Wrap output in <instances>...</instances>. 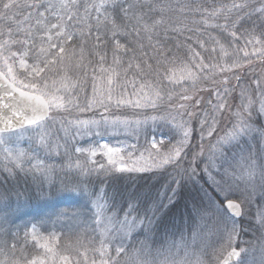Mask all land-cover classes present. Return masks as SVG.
<instances>
[{
	"label": "trees",
	"instance_id": "obj_1",
	"mask_svg": "<svg viewBox=\"0 0 264 264\" xmlns=\"http://www.w3.org/2000/svg\"><path fill=\"white\" fill-rule=\"evenodd\" d=\"M176 2L177 0H172V3ZM191 2L202 6L203 16L194 13L179 17V22L173 20L172 23L157 27L155 31L145 28V25H151V20H146L136 27V31L141 33L140 36L132 31L133 24L128 25V31L132 34L126 37L117 35L113 38L111 30L104 36L103 32L97 33L93 28L92 36H103L102 43L91 39L83 54L79 42L69 44V60L66 61L69 67L55 65L51 71L42 75L59 87L63 95L65 84L76 89L72 96L78 100L81 107L94 97V79L99 91L109 77L113 81L115 92L121 91L119 85L124 80H135L138 89L142 83L149 85L145 89L149 92L150 88L151 94L163 89V97H166L165 92H172L177 98L185 88L189 89L185 94L204 93L207 99L203 101L202 110L195 114L192 120H186V116L183 120L180 119L190 131L179 160L190 158L200 144L196 141V132H200L203 124L209 128L213 123L212 117H204L206 112L203 110L206 111L213 103H223L229 97L232 99L233 108L238 106L244 109L248 101L242 96V91H245L249 100L254 101L252 107H248V121H251L248 132L244 131L240 136L234 137L229 146L221 145V151L216 153L214 162L204 161L202 156L194 165L182 161V170H179V164L172 163L150 171H119L111 168L112 166L99 156L95 164H90L86 162V156L74 151L76 145L82 143L77 138L71 140L72 143L62 138L63 142L58 143L60 147L56 154L45 146L36 144L25 150V157L18 159L17 153H14L15 156L0 158V239H6L9 247L16 245V259H19L21 254L27 255L29 259L42 256L43 248L30 234L31 228L34 227L52 239V250L60 255L67 254L66 247L80 238L85 242V248L80 251L83 253L88 249L89 259H99L98 254L94 255L91 248L100 249L102 243L108 244L113 256L115 252L112 249L121 246L129 250L137 249L138 258L147 259L146 261L169 258L181 244L183 248L198 246L199 257L214 264L212 259L216 255L215 251L223 243L231 225V217H228L223 208L225 199H235L242 203V217L231 219L239 223L237 229L244 238L250 241L258 240L260 229L256 217L264 211V112L259 110L261 96L253 83L257 80L258 65H264V58L252 56L250 63L241 60L240 68H234L227 73L230 81L228 84L222 83L224 77L220 76L219 68L214 74L215 83L199 81V77L207 75L199 67L201 63L205 67L211 64L228 67L231 64L228 58H234L236 49H241L239 55L243 56L244 51L252 52V46H246L243 37L233 40L230 35L232 29L225 32L212 26L224 24L223 18L202 23V19H207L213 8L222 3L230 5L233 0ZM252 2L256 3L257 0ZM108 7V15L114 17L111 7ZM24 15H27V12ZM80 15H84L83 9ZM96 15L92 12L93 18ZM18 19L23 20V16ZM254 20L255 13L251 18H245L237 35L240 36L244 29H251ZM52 23L56 21L52 20ZM89 23L94 24V19L81 23L77 30L82 29L87 33ZM5 26L6 22L0 21V28ZM11 26L15 29L16 24L12 23ZM22 27L27 28L28 25ZM254 35L259 37V32ZM210 37L214 38L215 42ZM20 38H23V35ZM97 43L99 47L93 48L92 45ZM161 45L164 46L163 51L169 59L174 60L173 63L164 62L163 66L157 65L156 61L160 59L157 53L161 51ZM193 52L199 53L202 59L193 58ZM101 55L105 57L104 61H100ZM28 63H33L30 57ZM129 63L141 64L143 79L141 75H137L135 67L125 75ZM148 65H152L153 69L159 67L160 76H155V73L147 75ZM189 73L198 78L195 90L190 87L193 83L191 80L184 82ZM236 77H239V80ZM130 85L132 84L127 86L128 90L131 89ZM69 110L71 113L79 111L76 108ZM71 117L77 119L74 115ZM180 121L167 118L165 121L154 122L142 130L140 128L139 136L133 132V138L142 142L144 138L147 140L149 135L158 133L157 135L169 137L166 143H180L185 139V127L180 126ZM64 123H61V126L56 125V120L51 121L48 118L35 130L46 134L50 133L51 129L55 130L56 135L54 133L44 142L54 144L56 139H60L57 137H60V127ZM88 141L90 140L85 143ZM39 161L44 162L40 168L51 167L55 170L54 174L46 173V178L44 172L36 170L33 165H37ZM69 163L73 165L72 169L67 168ZM77 163L91 169L81 172L75 168ZM101 164L106 166L103 170L98 168ZM246 191L244 199L243 194L245 195ZM247 199L251 200L249 204ZM247 206L249 210L246 209ZM129 222L134 226L138 225V228L128 237L125 230ZM101 233L105 234L104 239ZM193 240L196 241L195 244H192ZM181 249L180 247L179 251ZM243 263H246V259Z\"/></svg>",
	"mask_w": 264,
	"mask_h": 264
},
{
	"label": "snow or ice",
	"instance_id": "obj_2",
	"mask_svg": "<svg viewBox=\"0 0 264 264\" xmlns=\"http://www.w3.org/2000/svg\"><path fill=\"white\" fill-rule=\"evenodd\" d=\"M111 7L114 17L108 15L109 7ZM83 9L84 15H80V11ZM201 5H195L191 0H177L176 3H172V0H98V2H93V0H0V21H5L6 26L0 28V109L8 110L11 115L5 116L3 112H0V122L5 126L0 127V144H3L2 134L13 129V124L17 127L23 128L25 126H41L42 122L46 120L49 112L55 108H64L69 110L71 108H76L80 111L88 109L91 107V103L86 102L83 107L79 104L78 100L73 99L72 92L77 91L74 88H69L68 85H63V91L65 95L54 94L50 86L45 79V74L52 70L55 65H60L64 68H68L69 64L66 61L69 60V44H76L79 42L80 51L83 54L85 48L89 46L91 39H95L97 42H103V36L96 35L92 36L93 28L97 33H104V36L108 34L111 30L112 37L115 38L117 35L128 36L132 33L128 31V25L133 24V29L137 36L141 33L136 31V27L140 26L142 22L146 20H151V25H145L148 31H155V29L161 25L172 23L173 20L179 22V17H186L190 14H201ZM205 12L207 10H204ZM27 12V15L24 13ZM92 12L97 15L93 18ZM255 13V20L252 23L251 29H244L240 36L237 33L242 27V21L245 18H251L252 14ZM23 16V20H19L18 17ZM159 17V19H156ZM223 18L224 24L212 25L214 28H220L227 32H230L233 40H239L241 37L245 39V45L252 46V52H243V56L239 55L241 49L235 50V55L229 57L231 64L228 67H222L218 64H211L207 67L201 63L200 68L203 69L204 73L207 75H202L199 77V81H213L215 83V73L216 69L219 68V74L224 77L222 83L228 84L229 77L227 73L232 69H238L241 67L240 61H249L252 56L264 58V0H257L253 3L252 0H240V2H233L229 4H220L218 7L213 8L210 14L207 15V19H202V23H208V21L216 19L219 20ZM94 24L89 23L88 31L85 33L82 29L77 30L79 25L86 21H93ZM55 20L56 23H52ZM34 22V23H33ZM119 22V23H118ZM134 22V23H133ZM12 23L16 24L15 29L11 26ZM195 23V21H193ZM28 25L27 28L22 27V25ZM259 25V26H257ZM175 30V29H174ZM192 31V29H189ZM259 32V37L255 36V32ZM203 33H201L202 35ZM23 35V38H20ZM248 37H252L248 39ZM151 39V37H149ZM210 39L214 38L210 37ZM215 42V41H214ZM99 43L92 45L93 48L99 47ZM199 44L200 41H197ZM202 46V45H201ZM118 47H122L118 45ZM142 47V45H141ZM163 45H161V51L157 53L160 59H157L156 63L158 66H163L164 62L173 63L174 60H170L169 56L163 51ZM16 49L15 51L13 49ZM127 51V50H126ZM74 54V50H73ZM98 54V53H97ZM193 58L202 59L199 53L193 52ZM32 59V64L28 63V58ZM105 57L100 56V61H104ZM17 62L19 68H17ZM135 67L137 69V75H141L143 79V74L141 70V64L137 63L133 65L128 64L127 71H131ZM195 67V65H194ZM147 75L160 76L159 67L156 69L152 68V65L147 66ZM19 69H24V72H20ZM106 71V70H105ZM167 71V69H165ZM155 78V77H154ZM239 80V77H236ZM191 80V89L195 90L196 83L199 82L197 76L192 73L188 74V77L184 80L185 83ZM27 81V82H25ZM169 82L173 81L169 78ZM83 83V82H82ZM131 83L134 91L131 95L136 96V81L124 80L123 83L119 85L121 89L120 96L115 99V106L117 108H131L133 110L142 108H152L158 111V106L156 101L152 99L151 89L149 92H144L146 87L149 85L142 83L139 87V98L131 99L124 98L123 92L127 89L128 84ZM113 81L109 77L104 81V86L99 89L96 87V81H93V94L95 97L94 103L104 108L105 112H108L110 107H112V102L114 99L115 89L113 88ZM219 87V85H217ZM256 89L259 90L261 100H260V111L264 112V81L257 80ZM61 89H57L60 91ZM161 91H155V97L163 101L164 97L161 96ZM189 89L185 88L179 94V97L184 101L191 100V97L185 95ZM225 94H227V89H225ZM168 97V104L171 107L173 104V93L165 92ZM242 96L248 101V107H252L254 101L248 99L245 91H242ZM218 100L219 92H217ZM199 104L200 101L195 102ZM211 103V102H209ZM226 107L223 103H216L214 105L215 109H220ZM179 109H184L180 112ZM179 109H176L177 114L183 119L187 116L189 119L193 118L194 113L187 111L186 104H180ZM244 109L236 113L237 116L243 115ZM71 115V111H68ZM156 119V117H151ZM162 119L164 117H161ZM102 120L107 121V117L102 116ZM148 119V117H145ZM215 122V121H213ZM82 124H97L98 121H79ZM137 123L139 121L137 120ZM187 123V121H185ZM201 123H207V121H201ZM211 127V126H210ZM248 127V126H247ZM211 129L209 135L212 134ZM189 131L185 130L184 137L179 145L180 147L173 146L167 152H161L160 148H168V145L164 144L160 140L153 139L150 141L151 149L155 150V156L152 160V167L159 166L160 164L168 163L173 158H179L181 156V151L186 145V140L189 135ZM240 132L245 131V127L239 129ZM45 132H40V143L45 146L50 151L58 152L60 145L58 143H44ZM51 135V133H47ZM107 151L103 153L107 159L108 164L111 168L124 170H143L145 167H128L124 162V157L119 156L118 159L114 158L120 153L119 148H111L107 144L103 146ZM67 148V144L65 145ZM75 152L83 153L86 150L83 148H75ZM5 152L8 157H12V152L5 148ZM93 155L95 153L93 152ZM27 156L26 152H19L17 158ZM131 160L132 154H128ZM43 161H39L37 165H33L36 170L46 171L47 175L54 174V169L49 167L48 169L40 168L43 165ZM95 164V162H93ZM135 164V161H133ZM117 166H119L117 168ZM106 166L101 164L99 169L103 170ZM67 168L72 169L73 165L69 163ZM76 169L81 172L88 171L89 167L77 163L75 165ZM97 168V167H92ZM228 207L231 208L236 215H240L239 207L240 205L233 203L231 199H228ZM260 221L264 224V211L260 214ZM235 230L227 235V244L231 246L233 242V233ZM27 233H25V238ZM35 239V237H33ZM41 247L47 248V245H42ZM81 248H85L84 240L77 238L74 243L69 244L65 251L67 254L60 255L53 253L51 260L52 264H145L143 260L138 259V253L135 250H129L121 246H116L112 249L115 252V256L111 254L108 244H101L100 249L91 248L94 255L98 254L99 259H89L88 249L83 253L80 251ZM48 252H52L51 248H47ZM243 251V250H241ZM17 247L15 244L9 247L6 239H0V264H45V260L37 261V259H29L27 255L21 254L19 259H16ZM228 256H240V253L233 249L228 253ZM126 257V258H125ZM199 264H210V261H200ZM223 264H228V260L225 259Z\"/></svg>",
	"mask_w": 264,
	"mask_h": 264
},
{
	"label": "rangeland",
	"instance_id": "obj_3",
	"mask_svg": "<svg viewBox=\"0 0 264 264\" xmlns=\"http://www.w3.org/2000/svg\"><path fill=\"white\" fill-rule=\"evenodd\" d=\"M259 69L257 70V80L264 81V65L259 64ZM19 68V67H17ZM19 71L22 73L24 72V69H19ZM222 76V75H220ZM220 78V77H219ZM218 80V79H217ZM254 81V85L256 87V82ZM132 81V80H131ZM27 82V81H25ZM51 91L56 95L63 94L60 91H57V89H60L59 87H56L53 82L47 81ZM131 88V89H130ZM132 85H130L129 89L124 90L123 95L124 98L128 99H136L139 98L140 92L139 89L136 88L137 95L133 96L131 95L134 91L132 89ZM99 92V91H98ZM144 92H148L146 89H144ZM121 91H116L114 93V99L112 102V107H110L108 112H105L104 108L100 107L96 103H94L95 97H93L88 102L91 103V107L88 109H85L83 111H77L76 113H71V115L76 116L77 119H74L71 117V115L68 114L67 110L64 108H55L50 111L49 119L51 121L56 120V125L61 124L63 122L64 125L61 128L60 138L59 140L56 139L54 144L63 142L61 141L62 138L68 139L69 141L73 140L74 138L80 139L79 142H82L80 144H77L75 148H83L86 151L82 154L87 157L86 162L93 164V162H96L97 159L100 157L104 159L108 163L107 157L103 154L107 151L103 146L107 144L111 148H119L121 151L120 153L115 156L114 158L118 159L119 156L124 157V162L127 164L128 167H145L143 170H124V171H150L152 169L156 168H163L164 166H167L168 164L174 163L179 164V170H182V161L188 163L190 162V165H194L196 163V160L204 157V161L208 162H214L216 158V153H220V146L230 145V143L233 141L232 139L234 137L240 136L242 132L239 131L241 127H245V131L248 132L251 121H248V118L250 116V109L246 105L244 108L243 115L237 116L236 113L238 111H241V109L238 106L232 107V99L230 100V97L228 100H225L223 104L226 105L224 108L215 109L214 103L211 104L206 111L203 110V112H206V115L204 117L209 118L212 117L213 123H211V127H204L203 124L202 129H200V132L197 133V139L196 141H199L200 144L197 145L196 151L190 155V158H186L185 160H179L178 158H173L170 162L160 164L159 166L152 167V160L155 156V150L151 149L150 141L153 139L160 140L164 144L168 145V148H160L159 150L161 152H167L169 149H171L173 146L179 145V141H171L166 143L169 140V137H165L163 135H157V134H151L148 136L147 140L144 138L142 142H139L138 138H133V132H136V134L139 136L140 128L141 130L145 127H148L149 125L153 124L154 122H161L165 121L167 118H176L180 121L181 117L177 114L176 109H179L180 104H186L187 105V111L198 114L203 107L205 98L207 99V95L204 93H187L185 95H188L191 97V100L184 101L179 96L176 98L175 93L173 94V104L170 107L168 104V97L164 96L163 101L157 99L155 97V91L153 92L152 99L156 101V104L158 106V111L153 110L152 108H142V109H136L133 110L131 108L125 109L123 108H117L115 106V99L120 96ZM161 95H164L163 92ZM199 100L200 103L196 104L195 102ZM261 100V99H260ZM259 100V104H260ZM121 110V111H119ZM180 112H183L184 109H179ZM208 113V114H207ZM135 115V116H134ZM52 116V117H51ZM102 116L107 117V121H104L101 119ZM193 116V117H194ZM145 117H148V119H145ZM151 117H156V119H152ZM161 117H164L163 119ZM203 118V117H202ZM203 118V119H205ZM137 120L139 123H137ZM183 120V119H182ZM186 120H192L189 119L186 116ZM185 120V121H186ZM79 121H98L99 126L97 124L89 123L87 125L79 123ZM61 126V125H60ZM180 126L182 128L185 127V124L183 121H180ZM248 126V127H247ZM37 126H31L25 129L3 133L2 139L4 141L3 144H0V158H8L5 148H8L12 152V156H15L14 153L19 152H25V150L29 149V146L34 147L36 144L40 143V132L43 131H36ZM42 127H40L41 129ZM36 129V130H35ZM38 129V130H40ZM211 129H215L212 131V134L209 135V131ZM185 130H188L185 127ZM51 135L53 136L55 133V130L50 131ZM48 134L44 135V142H46V139H48ZM56 135V133H55ZM83 140V141H81ZM87 140V143H85ZM78 142V143H79ZM72 143V141L70 142ZM84 143V144H83ZM56 154V151H51ZM93 152L95 155H93ZM132 154L131 160L129 159L128 154ZM99 156V157H98ZM82 158H84L82 156ZM133 161H135V164H133ZM119 166H117L118 168ZM193 169V167H190ZM42 169H48L46 167H43ZM118 170V169H117ZM121 171V170H119ZM45 173V177L47 178L46 171H41ZM44 177V178H45ZM245 188H243L244 190ZM247 195V191L245 195L243 194V198L245 199ZM248 200V199H247ZM239 202V201H238ZM251 200H248L247 203L249 204ZM242 206V210H244V207L241 202H239ZM247 210H249V206L246 207ZM225 210V209H224ZM226 212V211H225ZM227 213V212H226ZM228 214V213H227ZM228 217H231L228 214ZM234 219L233 217H231ZM229 219L231 222L230 229L228 230V233L225 236V239H223V243L218 247L215 251L216 255H214L212 261L214 264H219L221 259L224 257V255L232 248L239 249L241 252L240 258L233 262L232 264H264V224L260 221V216L256 217V223L258 228L260 229V237L258 240L250 241L243 237L238 231L239 223L237 221H234L232 219ZM130 223V224H129ZM127 225V230L125 232L127 233V236L129 237L130 234L138 228L137 226H134L132 222H129ZM130 225V226H129ZM106 227L108 225L105 224ZM104 226V227H105ZM109 228V227H108ZM106 229V228H105ZM236 229V230H235ZM235 230L233 233V242L231 246L227 244V235ZM106 232V231H105ZM30 234L33 237H35V241L39 246L47 245V248H53V245L51 246L52 239L42 233H40L38 230H36L34 227L31 228ZM105 234L101 233V237L103 238ZM104 239V238H103ZM195 240L192 241V244H195ZM196 246V245H195ZM192 245V247L183 248L181 244L177 246L174 249V253L169 256V258H164L163 260L160 259H149L148 261L143 260L145 264H199L201 259L199 257V247H195ZM180 247L182 248L181 251H179ZM43 248V254L40 256V258L37 259V261L45 260V264H52L51 257L53 255L52 252H48L47 248ZM135 250L138 255L139 252L137 249ZM243 250V251H241ZM180 252V253H179ZM141 253V252H140ZM140 259V258H138ZM246 259V263H243ZM142 260V259H140ZM204 261H206L204 259ZM58 264V261H57Z\"/></svg>",
	"mask_w": 264,
	"mask_h": 264
},
{
	"label": "water",
	"instance_id": "obj_4",
	"mask_svg": "<svg viewBox=\"0 0 264 264\" xmlns=\"http://www.w3.org/2000/svg\"><path fill=\"white\" fill-rule=\"evenodd\" d=\"M0 112H3V114H4L5 116H10V115H11V113H10L8 110H5V109H0ZM49 114H50V112H49ZM49 114H48V117H49ZM46 119H47V118H46ZM4 126H5V125H4L2 122H0V127H4ZM27 127H29V126H25V127H23V128H27ZM23 128L17 127V126L15 125V123H14V124H13V129L10 130V131H8V132L17 131V130H20V129H23ZM8 132H5V133H8ZM231 200L233 201V203L240 205V203L237 202L236 200H233V199H231ZM227 202H228V199L225 200V201L223 202V206H224L225 210L228 212V214H230L233 218H236V219H237V218H240V217L242 216V207H241V205H240V207H239L240 215H236L235 212H234L231 208L228 207ZM233 249H235V250H236L237 252H239L240 255H241V252H240L239 249L232 248V249H230V250L224 255V257L221 259V261L219 262V264H223V262H224L225 259L228 260V264H232L233 262L237 261V260L240 258V256H239V257H237V256H231V257H229V256H228V253L231 252Z\"/></svg>",
	"mask_w": 264,
	"mask_h": 264
}]
</instances>
